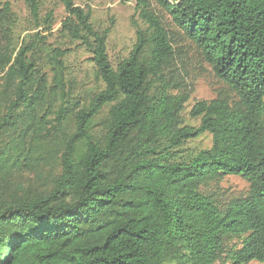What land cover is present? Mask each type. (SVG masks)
Returning a JSON list of instances; mask_svg holds the SVG:
<instances>
[{
    "label": "trees",
    "instance_id": "16d2710c",
    "mask_svg": "<svg viewBox=\"0 0 264 264\" xmlns=\"http://www.w3.org/2000/svg\"><path fill=\"white\" fill-rule=\"evenodd\" d=\"M61 1L63 30L91 53L105 86L87 106L57 110L56 133L66 137L52 189L0 204V264H216L223 256L231 264L264 263V0H157L238 97L234 105L222 98L195 103L190 115L198 126L183 124L188 96L170 92V37L146 0L137 10L148 27L137 30L116 68L107 51L110 29L95 28L89 6ZM26 2L41 25L40 0ZM9 15L5 1L0 21ZM38 37L45 39L36 32L21 40L16 54L0 45V170L10 154L24 156L29 141L51 134L43 108L51 90L65 95L68 50L50 51L49 87L28 57L41 45ZM106 106L97 141L92 120ZM69 113L72 133L64 131ZM205 132L211 147L182 157L184 143ZM3 134L16 135L10 149L1 148ZM222 175L247 179L248 195L222 206L201 192L203 182ZM234 238L239 247L230 245Z\"/></svg>",
    "mask_w": 264,
    "mask_h": 264
},
{
    "label": "rangeland",
    "instance_id": "374dc122",
    "mask_svg": "<svg viewBox=\"0 0 264 264\" xmlns=\"http://www.w3.org/2000/svg\"><path fill=\"white\" fill-rule=\"evenodd\" d=\"M5 1L10 2L9 20L0 21V45L8 46L15 54L21 40H32L34 34L39 32L43 38L38 37L40 46L28 57L36 61L37 68L46 74L49 87L53 85V71L49 63V53L53 48L67 49L64 57L65 65V95L54 94L51 90L45 108L51 120L49 127L51 134L46 139L37 142L29 141L25 155L16 157L12 154L7 161V167L0 170V204L32 198L45 194L52 189L55 178L62 173L61 156L64 151L66 134H57L56 112L72 107L73 109L87 106L91 97L105 86L101 77L96 73V66L91 60V53L72 39L68 32L63 30L62 21L66 16L65 7L61 0H40L41 25L37 26L32 19L26 0H0V8ZM140 0H76L78 5L91 9V20L98 30L109 28L107 51L114 68L133 49L137 40V30L147 29L148 24L140 17L137 5ZM150 9L155 12L168 36L173 49V58L166 66L165 74L172 87L170 92L174 95H187L181 117L184 125L198 126L199 118H193L190 111L195 103L202 100L222 98L231 105L238 102V97L233 90L218 78L212 66L204 59L201 50L174 22L172 14L162 7L157 0H146ZM52 13L49 22L47 15ZM50 28L47 30V28ZM77 102V103H76ZM1 104V103H0ZM78 104V105H76ZM0 105V114L3 112ZM109 106H106L91 124V132L95 140L101 141L105 134V122ZM56 126V128H54ZM64 131H75L73 113H69L64 122ZM15 134H3L1 148L9 149L14 144ZM212 145V136L205 132L197 138L190 139L181 147L184 158L193 156L202 149ZM201 192L212 194L222 206L231 201L245 197L250 191L247 179L237 175H222L216 179L203 182ZM240 246L241 239L234 238L230 245ZM216 264H231L223 256ZM248 264H264L252 261Z\"/></svg>",
    "mask_w": 264,
    "mask_h": 264
}]
</instances>
